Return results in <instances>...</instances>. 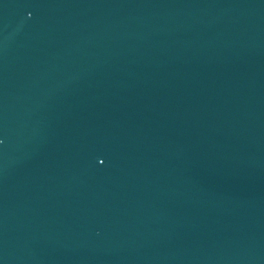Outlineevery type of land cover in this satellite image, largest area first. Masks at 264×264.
Instances as JSON below:
<instances>
[{
	"label": "water",
	"instance_id": "95a60500",
	"mask_svg": "<svg viewBox=\"0 0 264 264\" xmlns=\"http://www.w3.org/2000/svg\"><path fill=\"white\" fill-rule=\"evenodd\" d=\"M0 264H264V0H0Z\"/></svg>",
	"mask_w": 264,
	"mask_h": 264
}]
</instances>
